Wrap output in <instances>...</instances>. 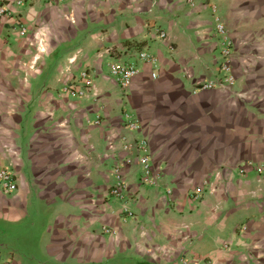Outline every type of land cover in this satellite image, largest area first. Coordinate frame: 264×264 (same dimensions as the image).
I'll list each match as a JSON object with an SVG mask.
<instances>
[{
	"label": "crops",
	"instance_id": "crops-1",
	"mask_svg": "<svg viewBox=\"0 0 264 264\" xmlns=\"http://www.w3.org/2000/svg\"><path fill=\"white\" fill-rule=\"evenodd\" d=\"M17 1L0 0L16 11L0 16V169L17 185H0V263L264 264V0ZM216 16L233 84L201 89L226 74ZM115 61L140 68L126 90ZM143 138L152 182L125 149Z\"/></svg>",
	"mask_w": 264,
	"mask_h": 264
},
{
	"label": "built area",
	"instance_id": "built-area-1",
	"mask_svg": "<svg viewBox=\"0 0 264 264\" xmlns=\"http://www.w3.org/2000/svg\"><path fill=\"white\" fill-rule=\"evenodd\" d=\"M192 2V0H188ZM22 1L18 0L17 4H21ZM12 3H0V16L3 15H14L16 13L15 8L12 6ZM216 12V8H214ZM216 28L220 36V41L222 45V55L225 61L222 63V70H225L226 74L224 77H220L216 80H206L202 83L201 89H211L217 86H221L223 84H233V76L231 74V68L229 65L231 51H232V44L228 36V32L226 29L225 24L220 20L218 16H216ZM28 29L26 26H20V34L25 35ZM166 32L161 30L160 36L166 37ZM139 58L145 61H156V59L148 52H141L139 54ZM139 66L132 62H125V61H115L110 64V72L112 76L115 78L117 84L124 90L130 87L133 78L139 73ZM153 76H156L153 74ZM81 80L83 81V87L80 90H75L80 95L84 94V91H88L89 88L92 87V78L88 74V72L81 73ZM72 88H67V90L71 91ZM123 117L126 121V125L131 130H138L141 128L140 120L137 116L133 115L131 112L125 110L123 112ZM148 141L146 139H138L134 142L130 143L127 142L125 144V149L127 150H136L138 152H143L140 155V162L144 166V173H145V180L148 182H152L153 178H151V169H150V155L147 151ZM130 160V159H129ZM249 164H252L249 162ZM258 171L262 172V168H258ZM241 173H244V169H240ZM117 177L116 182L111 189V194L116 196H121L123 194V190L125 189V180L120 173V170L117 169L116 171ZM0 185L6 192H13L16 190L17 185L15 182L14 174L7 168L0 169ZM0 264H12L9 261H4ZM180 264H201L196 260H187L182 259Z\"/></svg>",
	"mask_w": 264,
	"mask_h": 264
}]
</instances>
